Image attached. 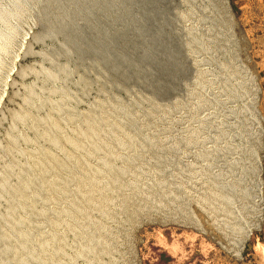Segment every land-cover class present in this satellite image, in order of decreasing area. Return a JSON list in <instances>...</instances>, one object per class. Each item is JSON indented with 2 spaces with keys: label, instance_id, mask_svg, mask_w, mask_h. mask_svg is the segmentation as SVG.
<instances>
[{
  "label": "rangeland",
  "instance_id": "rangeland-1",
  "mask_svg": "<svg viewBox=\"0 0 264 264\" xmlns=\"http://www.w3.org/2000/svg\"><path fill=\"white\" fill-rule=\"evenodd\" d=\"M96 7L0 0V264H264V0Z\"/></svg>",
  "mask_w": 264,
  "mask_h": 264
},
{
  "label": "bare ground",
  "instance_id": "bare-ground-1",
  "mask_svg": "<svg viewBox=\"0 0 264 264\" xmlns=\"http://www.w3.org/2000/svg\"><path fill=\"white\" fill-rule=\"evenodd\" d=\"M116 1H119V3H122V0H97V10H103L104 12H107L108 9L110 8V6H112ZM143 2V5H151L154 6V3L157 2V0H140ZM147 8V9H146ZM144 10V17L147 20L155 18L157 13H156V9L151 8V10L148 9V7H146ZM101 10V11H102ZM125 15V14H124ZM123 15V20L122 22L124 23L125 27H130L131 26V15L130 14H126L125 16ZM158 17H160L162 19L163 22H161V25H157L154 27H141L140 30L142 33H145V31H149L151 32V38H150V42L149 45L151 46L152 53L150 52H144L143 56L139 59V64L140 65H148V66H153L154 64V54L156 53V50H159V54L160 57L162 58V60L164 61V64H173L177 66V62H178V58L181 56L180 51H176V52H172L171 49H169V35H168V30H166V34L164 33L163 30V24L165 22L166 23H170L169 22V18L167 19L166 16V12L164 11H160ZM77 18V15L75 14V16H73L71 19L70 24H66V23H61L62 25H60L58 28L55 29H51L49 31V33H62L65 35L66 38V50L68 52H74L77 54V56L82 57L83 52H82V44L86 43L85 45H87L89 47H86V51L88 50V52L90 51V53H92V55L94 54H100V45L93 44L90 42H87V39L82 37H78L75 33L76 31V26L74 25V20ZM86 23L88 24V26H90V22L86 19ZM54 34V35H55ZM102 35L104 37V39L109 35V30L107 28H103L102 30H100V32L98 33V35ZM117 35V34H116ZM119 35V34H118ZM110 36V35H109ZM108 36V37H109ZM119 37V36H118ZM89 41V40H88ZM114 41H118L116 38H114ZM122 43V42H121ZM114 45V46H113ZM154 46V48H153ZM101 47H103L106 50V53H110L111 50H117V45L112 44V45H101ZM155 49V50H154ZM96 56V55H95ZM104 57V56H103ZM131 59L127 58L126 60L122 61V59H118L117 61H115V63H111L110 58L108 57H104L103 61L104 64H109L111 63L112 65V69L114 70H120V66L122 64H124L125 62H129ZM184 71V70H183Z\"/></svg>",
  "mask_w": 264,
  "mask_h": 264
}]
</instances>
